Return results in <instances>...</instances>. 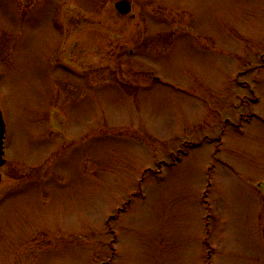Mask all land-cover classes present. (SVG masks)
Segmentation results:
<instances>
[{
    "label": "rangeland",
    "instance_id": "1",
    "mask_svg": "<svg viewBox=\"0 0 264 264\" xmlns=\"http://www.w3.org/2000/svg\"><path fill=\"white\" fill-rule=\"evenodd\" d=\"M0 0V264H264V0Z\"/></svg>",
    "mask_w": 264,
    "mask_h": 264
},
{
    "label": "water",
    "instance_id": "2",
    "mask_svg": "<svg viewBox=\"0 0 264 264\" xmlns=\"http://www.w3.org/2000/svg\"><path fill=\"white\" fill-rule=\"evenodd\" d=\"M117 11L122 15H127L132 11V4L130 0H121L116 4ZM6 124L3 118V114L0 108V169L5 164V155H6ZM1 173H0V183H1Z\"/></svg>",
    "mask_w": 264,
    "mask_h": 264
},
{
    "label": "flooded vegetation",
    "instance_id": "3",
    "mask_svg": "<svg viewBox=\"0 0 264 264\" xmlns=\"http://www.w3.org/2000/svg\"><path fill=\"white\" fill-rule=\"evenodd\" d=\"M121 0H116L115 1V7H116V4L118 3V2H120ZM118 12V11H117ZM132 12H133V9H132V11L129 13V14H127V15H122V14H120L121 16H128V15H130V14H132Z\"/></svg>",
    "mask_w": 264,
    "mask_h": 264
}]
</instances>
